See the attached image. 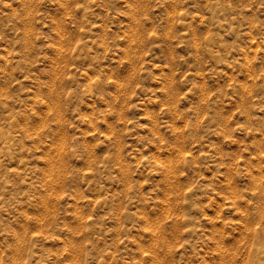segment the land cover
<instances>
[{
	"label": "rangeland",
	"instance_id": "rangeland-1",
	"mask_svg": "<svg viewBox=\"0 0 264 264\" xmlns=\"http://www.w3.org/2000/svg\"><path fill=\"white\" fill-rule=\"evenodd\" d=\"M0 264H264V0H0Z\"/></svg>",
	"mask_w": 264,
	"mask_h": 264
}]
</instances>
